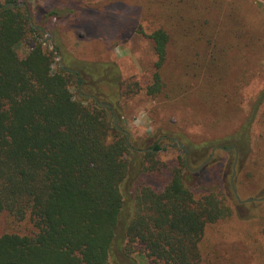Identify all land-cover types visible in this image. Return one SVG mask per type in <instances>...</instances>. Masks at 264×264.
Listing matches in <instances>:
<instances>
[{
  "label": "trees",
  "instance_id": "16d2710c",
  "mask_svg": "<svg viewBox=\"0 0 264 264\" xmlns=\"http://www.w3.org/2000/svg\"><path fill=\"white\" fill-rule=\"evenodd\" d=\"M160 1L162 12H167ZM9 2L16 4L13 0L0 3V219L7 218L23 229L0 227V264H125L133 262L130 254L138 243L154 264H229L213 246L205 254L201 243L206 229L230 217L232 210L214 192L195 197L184 157H177L161 188L141 180L140 176L150 170L145 163L156 164L153 150H159V145L141 152L130 141L127 145L126 135L114 127L113 113L120 120L114 100L123 88L133 90L123 83L118 65L67 53L54 27L48 29L53 37V48L48 49L37 38L45 28L39 30L29 22V5L6 6ZM174 4L173 15L182 19L179 24H186L183 31L205 43L210 57L206 61L196 51L198 60L181 67L178 78H166L163 74L171 37L163 26L158 27L149 34L156 59L152 82L145 92L151 97H173L170 104L175 109L187 107L195 96L206 114L198 113L197 118L202 123L211 117L209 125H219L226 113L212 105L225 100L232 111L237 110L229 130L232 142L227 146L236 147L238 173L249 158L252 126L264 100V86L247 113L240 109L239 100L231 93L238 92L235 80L244 81L253 62L247 57L249 53L242 61L235 58L234 51L232 57L227 55L238 41L251 46L256 34L250 32L246 38L239 28H228L224 32L229 39L223 41L215 19L204 10L213 15L216 0L205 4L199 0L177 4L176 0ZM61 10L64 8L50 5L42 11L47 25L52 18L64 16L59 15ZM183 31L181 36H185ZM29 38L32 46L20 55L18 48ZM256 43L264 51V41ZM56 52L63 66L75 72L58 66ZM222 65L233 71V81L215 75L216 66ZM220 82L231 91H219L216 86ZM161 133L173 145L174 138L187 143L182 128L162 129ZM224 136L222 140L228 137ZM206 144L199 141L190 145L203 152ZM195 157L189 151V162ZM263 159L264 152L252 159L254 173L264 169ZM250 185L264 195L263 179L252 175ZM257 241L254 236L250 239L255 246ZM252 248L247 264H264V250Z\"/></svg>",
  "mask_w": 264,
  "mask_h": 264
},
{
  "label": "rangeland",
  "instance_id": "374dc122",
  "mask_svg": "<svg viewBox=\"0 0 264 264\" xmlns=\"http://www.w3.org/2000/svg\"><path fill=\"white\" fill-rule=\"evenodd\" d=\"M5 0H0L3 3ZM16 4L25 3L29 5L27 12L30 15L29 22L34 28L40 30L37 36L42 44L48 49H52L53 37L48 29L55 28L59 35V40L63 43L64 50L73 54L78 59H102L110 60L118 65L122 81L132 87L133 90L120 93L119 98L114 100V105L119 111L118 124L124 127L129 133V141L141 149L151 150L153 145L158 144L159 150L153 152L156 155V164L153 166L146 162L150 169L140 176L142 181L156 188H161L168 180L169 170L177 161L178 156H183L181 147L173 145L163 139L160 135L161 130L182 128L185 133L187 143H182L189 151H192L196 160L189 162L188 165L193 171L186 174L188 184L193 189L195 197L209 192H214L222 198L223 202L232 210V215L225 220H221L214 226L206 229L204 239L201 243L203 252L208 254L210 247L217 248L224 256V262L229 264H247L251 248L258 251L264 250V200L238 203L233 201L234 194L230 185L232 184L239 199L244 200L249 197L262 198L259 190L254 189L251 183V176L256 175L263 179L264 169L256 174L252 169V159L262 157L264 152V100L257 109L252 126V139L249 158L243 168L237 173L236 163L232 170L235 154L231 149L223 151L216 149L210 160L200 169L195 170L207 157L211 149L218 145L227 146L232 141L229 138V130L232 123L238 116L237 110L232 111L224 101L212 105L214 109L226 112L219 125H209L211 117L198 120L197 114L206 116L205 106L199 103L195 96L191 97L187 107L175 109L171 106L173 97L164 95L151 97L146 94L145 87L152 82V74L155 71V55L152 49V42L149 34L160 26H163L170 34L171 42L168 47V55L164 66L166 78H178L180 68L192 61L198 60L194 54L200 51L204 60H208L205 43L195 41L190 32L183 31L184 24L178 23L174 13L176 0H162L167 8V12H162L161 6L154 0H13ZM205 4L207 0H199ZM180 0H177V4ZM183 2V1H182ZM13 3V2H12ZM14 4V3H13ZM20 5V6H23ZM50 5L63 7L59 11L62 18H52L47 25V19L42 11L49 9ZM15 6V4L13 5ZM19 7V6H17ZM187 7L186 4L183 6ZM204 8H200L202 10ZM190 10V9H189ZM205 10V15L211 16L216 21L217 29L221 32L223 41H228L229 35L224 32L228 28H239L244 35L249 37L250 32L256 34L253 44L250 46L245 42L238 41L228 52V57L234 51L235 58L242 61V57L247 55L253 62L250 74L246 75L244 81L235 80L238 92L231 93L232 97L239 100L242 110L246 113L250 109L256 93L264 86V51L260 45L264 41V0H216L214 14L211 15ZM192 11V10H191ZM254 14H257L256 16ZM171 15V16H170ZM191 16L194 17L192 14ZM232 16V17H230ZM186 25V24H185ZM183 31L185 36H181ZM42 32V33H41ZM216 40L221 46L220 37ZM33 44L31 38L18 48V53L23 55ZM231 41L228 42L230 47ZM223 59L228 57L221 56ZM55 62L56 58L54 57ZM216 76H223L225 81H233L234 73L229 68L216 66ZM240 73V71H239ZM237 75V74H236ZM216 88L224 93L231 90L223 82ZM231 131V130H230ZM225 135V136H224ZM228 135V137H227ZM224 136L226 139H221ZM175 139V138H174ZM177 140V139H176ZM178 141V140H177ZM207 142L203 152L194 149L191 143ZM147 150V151H149ZM184 151V150H183ZM199 157L204 158L203 161ZM200 162V163H199ZM264 167V159L262 160ZM252 187V188H251ZM127 188V186H126ZM231 193V194H230ZM235 198V197H234ZM0 227L12 229L18 228L5 218ZM258 241L256 246L250 242L252 237ZM254 245V246H253ZM252 248V249H253ZM133 262L125 264H154L145 255L143 245L136 244L130 254ZM222 259V261H223Z\"/></svg>",
  "mask_w": 264,
  "mask_h": 264
},
{
  "label": "water",
  "instance_id": "95a60500",
  "mask_svg": "<svg viewBox=\"0 0 264 264\" xmlns=\"http://www.w3.org/2000/svg\"><path fill=\"white\" fill-rule=\"evenodd\" d=\"M13 5H14V4H13L12 2H9V3H7L6 6H13ZM20 5H23V4H15V6H20ZM32 26H33V25H32ZM55 58H56V61H57L58 66H59L60 68H62V69H66V70H70V71H72V72H75V70H73V69H67V68H65V67L63 66V64H62V62H61V59H60V56H59V54H58L57 52L55 53ZM78 89H79V86H78ZM80 93H81V95H83V96H86V97H90V98L95 99V101H96L100 106H106V107H108V108H111L110 104H108V103H106V102H103V101H99V100H97V99H96L93 95H91V94H84V93H82V92H80ZM112 119H113V125H114V127H115L118 131H120V132H122V133H124V134L126 135V143H127V145H130V143H129V133H128L126 130L122 129V128L119 126L116 114L113 113V115H112ZM173 140H175L176 145H177L178 147H181V148L184 150V161H185V166H186L190 171H193V169H191V168L189 167V165H188V149H187L182 143H180L179 141H177L176 139H173ZM216 149H220V150H223V151H229V150H231V149L234 150L235 158H234V162H233V165H232V170H233V169H234V166H235L236 158H237V150H236V147H235V146H231V147H222V146H218V145H216V146H214V147L211 149V152H210V154L206 157V159H205V160H204V161H203V162H202V163H201L196 169H194V171L200 169L204 164H206V163L210 160V158L212 157V155H213V153H214V151H215ZM135 150H137V149H135ZM141 150H143V151H147V150H149V149H141ZM153 152H155V150H153ZM230 185H231V189H232V192H233V194H234V197H235V199H236V201H237L238 203L252 202V201H256V200H264V197H262V198L249 197V198H246V199H244V200H241V199H239L238 195L236 194V192H235V190H234V187H233V184H232V176H231V178H230Z\"/></svg>",
  "mask_w": 264,
  "mask_h": 264
}]
</instances>
